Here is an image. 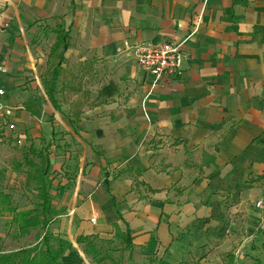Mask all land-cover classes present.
I'll return each mask as SVG.
<instances>
[{"label": "crops", "instance_id": "crops-1", "mask_svg": "<svg viewBox=\"0 0 264 264\" xmlns=\"http://www.w3.org/2000/svg\"><path fill=\"white\" fill-rule=\"evenodd\" d=\"M0 24L18 136L42 111L62 113L65 72L101 92L61 116L79 175L56 206V235L75 251L79 236L129 229L146 262L264 264V0H0ZM60 26L69 48L55 109L42 81ZM125 41L183 42L181 74L153 87Z\"/></svg>", "mask_w": 264, "mask_h": 264}, {"label": "rangeland", "instance_id": "rangeland-1", "mask_svg": "<svg viewBox=\"0 0 264 264\" xmlns=\"http://www.w3.org/2000/svg\"><path fill=\"white\" fill-rule=\"evenodd\" d=\"M48 72L49 67L47 66L41 74L42 77L48 75ZM66 73L67 72H65L64 75L66 76L68 86L62 89V94L59 96L63 114H69L68 110L72 101L80 102L79 107L84 109L89 102L93 104L99 100L96 99V97L97 95L101 97V92L100 89L94 88L96 87L93 84L95 79H90L84 75L82 76V73H77L76 70H74V72L68 71V74ZM69 86L74 88L70 89L71 87ZM77 87H79V90H77ZM38 91H41V89H38ZM97 91L99 93H97ZM62 113L58 112V116L53 117L48 110H45L44 112L42 111L38 121L35 120L32 124L23 123L24 129L21 128L20 131L24 134L23 136H21L22 134L19 136V139L22 141L21 145L19 142H16V140L6 137L5 134L7 131L0 130V187L4 192L12 195L14 205L17 207L19 214L24 210L35 207L38 203L37 193L35 192L36 184L27 179V169L25 167L18 168V163L23 161L25 152L30 149V146H33L37 152L41 151L51 164V174L52 177H54L52 194L54 196L53 204L55 207L60 205L63 206V204L61 203V196L54 188L59 182L66 183L70 180L73 181L79 175V165L76 159L79 155L76 151L70 149L74 142L69 137V133L65 131L68 127L66 123L62 121ZM32 158L35 162H39L36 156H32ZM9 219H11V216L7 214L0 217V236L3 238V245H1L7 252L36 243V232L19 240L13 239L10 235L7 236L6 232L9 227L7 228L6 222L9 221ZM57 224L58 223H53V225H51V229L55 234H57L55 232ZM15 229L16 228L12 227L11 231L14 232ZM111 239L112 243L105 244L104 246L117 248V251L114 253L115 258L121 257L123 264H131L128 260L129 249L126 247V241L115 237ZM83 249L84 246L79 245V250L83 251ZM79 250L76 249L74 252H68L62 258V263L96 264L91 256H79ZM134 261L137 264H156L153 260L146 262L137 257H135ZM104 264L110 263L107 262ZM185 264L198 263L194 261ZM237 264L246 263H239V261H237ZM249 264L252 263L249 262Z\"/></svg>", "mask_w": 264, "mask_h": 264}, {"label": "trees", "instance_id": "trees-1", "mask_svg": "<svg viewBox=\"0 0 264 264\" xmlns=\"http://www.w3.org/2000/svg\"><path fill=\"white\" fill-rule=\"evenodd\" d=\"M55 33L57 34V43L53 46L50 56L54 55L55 58L57 56L59 61L49 73L50 75L46 76L42 82L51 105L55 109H59V101L56 96L59 94L58 82L63 76L61 64L65 61V54L69 48V37L67 30L61 26L56 29ZM79 114V111L75 112L76 117ZM69 118L74 125L75 120ZM32 156H36L39 162H35ZM20 167L27 169V179L36 184L35 192L37 193L38 203L35 207L24 210L19 214L12 195L4 192L0 187V217L6 214L11 216V219L6 222L7 228L9 227L6 228L7 236L10 235L13 239L19 240L36 232V243L7 252L2 247L3 238L0 236V264H63L62 258L68 252L74 251V247L70 241L54 234L51 229V225L56 222L58 216L62 213L53 204L54 177L51 174V164L41 151L37 152L33 146H30V149L25 152L23 161L18 163V168ZM71 186V182H59L54 189L62 196ZM12 227L16 228L14 232L11 231ZM119 230H117L115 237L126 241V247L130 251L128 260L131 264H135L133 262L131 243L133 241L130 230L128 229L125 233L119 232ZM76 242L78 245L84 246V253L91 256L96 264L107 262L110 264H123L121 257L115 258L114 253L117 248L104 246L112 243V240L101 239L99 236H79ZM256 264L261 263L257 262Z\"/></svg>", "mask_w": 264, "mask_h": 264}, {"label": "built area", "instance_id": "built-area-1", "mask_svg": "<svg viewBox=\"0 0 264 264\" xmlns=\"http://www.w3.org/2000/svg\"><path fill=\"white\" fill-rule=\"evenodd\" d=\"M7 25L0 24V30ZM183 42H159L140 43L131 45L125 41L123 47L132 51L137 65L152 78L153 87L165 77L178 76L181 74V67L184 60ZM1 69V68H0ZM1 71H3L1 69ZM5 90L0 88V130H5L6 137L16 140L21 145L22 141L17 135V126L14 122V114L17 108L4 102ZM261 202L258 203V206Z\"/></svg>", "mask_w": 264, "mask_h": 264}]
</instances>
